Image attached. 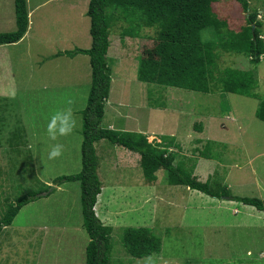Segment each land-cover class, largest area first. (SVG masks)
Masks as SVG:
<instances>
[{
  "label": "rangeland",
  "instance_id": "374dc122",
  "mask_svg": "<svg viewBox=\"0 0 264 264\" xmlns=\"http://www.w3.org/2000/svg\"><path fill=\"white\" fill-rule=\"evenodd\" d=\"M249 1L250 12H258L264 39V0ZM89 2L27 0L32 11L28 37L0 46V221L7 200L40 191L39 181L55 187L48 198L24 207L2 231L0 264H86L89 236L83 228L80 184L58 187L54 181L82 170L81 112L87 107L92 71L88 56L73 62L54 56L90 49ZM213 8L228 31L239 33L247 25L249 13L238 2H220ZM140 28L135 37H124L121 24L112 28L108 53L112 84L103 127L113 120L126 132L144 131L150 143L164 145L173 139L179 148L170 151L185 173L228 186L235 196L264 200V122L256 116L264 102V58L253 65L245 55L217 51V71L232 68L257 74L258 100L146 84L138 80L139 61L158 58L162 45L155 28ZM15 30L14 0H0V34ZM212 34L204 30L202 37L207 40ZM69 100L77 127L51 141L48 118L68 107ZM20 127L27 139L18 152L9 143ZM52 143L64 145L63 155L55 160L48 159ZM113 155L104 158L99 151L98 169L104 186L98 209L103 224L112 228L110 264L140 260L129 256L123 245L128 228H148L161 241V253L153 255L155 264H264V212L200 192L191 198L194 194L188 189L170 186L162 169L153 186L156 180L153 184L146 180L140 163L127 168L120 163L127 162L122 155Z\"/></svg>",
  "mask_w": 264,
  "mask_h": 264
},
{
  "label": "trees",
  "instance_id": "16d2710c",
  "mask_svg": "<svg viewBox=\"0 0 264 264\" xmlns=\"http://www.w3.org/2000/svg\"><path fill=\"white\" fill-rule=\"evenodd\" d=\"M223 1L231 0H90L86 13L91 23L90 49H74L54 56H66L70 59L80 55L88 56L92 71L87 107L81 112L82 170L76 175L63 176L54 181V185L58 187L66 183L80 184L83 228L89 236L86 264H110L111 261L112 228L104 225L95 212L98 197L102 193L95 143L101 140L139 155L140 166L149 183L157 179L156 173L162 169L167 172L171 186H182L211 198H228L264 212V200L235 196L228 186L212 184L211 180L201 182L192 173H185L182 166H176V154L170 150L173 146L179 147L173 143V139L164 145L150 143L148 136L142 133L120 132L102 127L112 84L108 59L110 37L112 28L117 24L123 26L124 37L139 35L135 34L138 33L135 31L137 27L156 29V40L161 43L162 51L158 58L140 59V82L203 94L219 92L221 95L234 94L259 99L256 92L259 80L255 72L232 68L217 71V51L245 55L253 65L260 64L264 58V39L262 24L257 20L258 12H250L249 0H234L241 5L245 14H249L247 25L241 32H230L226 22L218 18L213 9L214 4ZM14 7L16 30L1 33L0 46L20 42L29 30L27 0H14ZM204 30H210L212 37L204 40ZM3 107L8 109L10 106ZM256 116L264 122V102L260 103ZM1 119L4 122L5 117ZM201 129L202 125L198 131ZM25 138V130L22 127L16 129L11 134L10 148L13 150L16 147L15 150L19 152V146L25 143ZM39 184L43 185L40 191H31L15 198L13 202L6 201L5 216L0 221V234L13 224L24 207L48 198L55 192V187L44 185L40 181ZM123 245L127 254L136 259L159 255L162 250L161 241L148 228L125 229Z\"/></svg>",
  "mask_w": 264,
  "mask_h": 264
},
{
  "label": "clouds",
  "instance_id": "9594fccd",
  "mask_svg": "<svg viewBox=\"0 0 264 264\" xmlns=\"http://www.w3.org/2000/svg\"><path fill=\"white\" fill-rule=\"evenodd\" d=\"M72 101L69 100V106L55 110L48 118L46 132L49 140L57 141L59 137H66L77 127V120L74 117ZM31 147V145H29ZM64 145L61 143H52L48 146V159L55 160L63 155ZM49 186V185H48ZM137 264H155L153 255L145 256L137 261Z\"/></svg>",
  "mask_w": 264,
  "mask_h": 264
},
{
  "label": "crops",
  "instance_id": "0c3cea01",
  "mask_svg": "<svg viewBox=\"0 0 264 264\" xmlns=\"http://www.w3.org/2000/svg\"><path fill=\"white\" fill-rule=\"evenodd\" d=\"M231 1H233V0H231ZM223 2H225V1H223ZM79 3H82V0H79ZM232 4V3H231ZM224 5H226V4H217L216 6H218V7H221V8H223V7H225ZM230 7H233L232 5H229ZM214 9V8H213ZM220 9V8H219ZM215 10V9H214ZM31 14H32V11H29V18H30V16H31ZM28 34H29V30H28V32H27V34H26V36H25V38H23V40L24 39H26L27 37H28ZM127 40V39H126ZM111 49V48H110ZM126 49V48H125ZM110 51V50H109ZM122 52H123V50H122ZM126 52H128L127 51V49H126ZM83 57V55H80V56H77L76 58H74V59H69L71 62H73V61H78V60H84V59H81ZM51 59H53V58H51ZM90 61V60H89ZM108 102H109V100H108ZM108 102H107V104H108ZM105 117H106V114H105ZM105 120V119H104ZM103 123H104V121H103ZM103 123H102V127H103ZM108 129H114V130H118V131H120V132H126L125 130H121V129H119L117 126H116V124H114V122H113V120H110L109 122H108V127H107ZM137 132L138 133H142V134H145V132L144 131H142V130H140V131H138L137 130ZM26 134V133H25ZM25 139H27V136H26V138ZM27 144L29 145V143L27 142ZM113 145V144H112ZM29 149H31V147H28ZM95 149H96V153H97V157H98V160H99V170H100V166H101V163H100V156H99V151H100V153H103V154H105V156H104V158H108V159H112L113 158V154L114 153H119V155H122L123 156V158L125 159V160H127V162H123V161H121V159H120V163L121 164H123L125 167H127V168H134V164H139L140 163V157H139V155H137V154H133V153H131V152H129V151H124L123 149H122V147H113V148H111V145L109 144V142L108 141H106V140H101V141H98V142H96L95 143ZM110 149H112V150H110ZM133 161H132V160ZM130 161V162H129ZM135 162V163H134ZM141 167V166H140ZM141 169H142V167H141ZM142 171H143V169H142ZM159 171H161V170H159ZM158 171V172H159ZM157 172V173H158ZM99 173V177H100V172H98ZM156 173V174H157ZM143 174H144V172H143ZM2 177V176H1ZM157 177V176H156ZM101 180V179H100ZM157 180L155 181V183H154V185L153 186H156L155 184H157ZM150 184H153V183H150ZM171 186V185H170ZM103 184H102V193H103ZM175 187H177V186H175ZM185 188V187H184ZM186 189H188V188H186ZM188 191L190 192V193H192V194H194V196L193 197H191V198H194V197H197L198 195H197V191H192V190H189L188 189ZM102 193L99 195V197H98V202H97V205H96V207H95V212H96V215H97V217L99 218V220L102 222V223H104V220H102V215H101V213L99 212L101 209H98V208H101L100 206H99V204H100V202H101V197H102ZM202 194V193H201ZM99 212V213H98ZM261 213H263V212H261Z\"/></svg>",
  "mask_w": 264,
  "mask_h": 264
}]
</instances>
